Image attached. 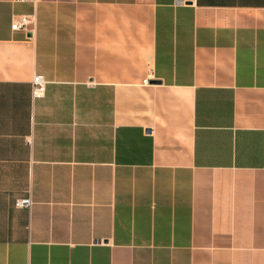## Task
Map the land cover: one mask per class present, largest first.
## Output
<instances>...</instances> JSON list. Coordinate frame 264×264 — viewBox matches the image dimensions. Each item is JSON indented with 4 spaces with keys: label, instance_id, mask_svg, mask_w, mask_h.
<instances>
[{
    "label": "crops",
    "instance_id": "0c3cea01",
    "mask_svg": "<svg viewBox=\"0 0 264 264\" xmlns=\"http://www.w3.org/2000/svg\"><path fill=\"white\" fill-rule=\"evenodd\" d=\"M0 264H264V0H0Z\"/></svg>",
    "mask_w": 264,
    "mask_h": 264
},
{
    "label": "built area",
    "instance_id": "2783aa9c",
    "mask_svg": "<svg viewBox=\"0 0 264 264\" xmlns=\"http://www.w3.org/2000/svg\"><path fill=\"white\" fill-rule=\"evenodd\" d=\"M35 20L30 14L22 13L15 14L11 23L12 29H32V25H34ZM47 79L43 75H35L33 79V93L34 95L41 96L44 95L46 90ZM19 206H27L31 207L33 204L32 197H23L19 198L16 201Z\"/></svg>",
    "mask_w": 264,
    "mask_h": 264
}]
</instances>
